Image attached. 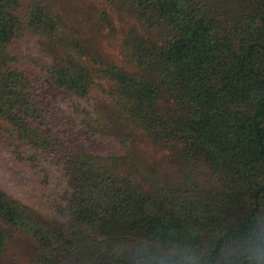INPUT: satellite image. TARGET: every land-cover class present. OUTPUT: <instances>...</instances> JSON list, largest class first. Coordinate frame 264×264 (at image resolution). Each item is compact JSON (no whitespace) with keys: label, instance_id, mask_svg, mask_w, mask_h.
Here are the masks:
<instances>
[{"label":"trees","instance_id":"16d2710c","mask_svg":"<svg viewBox=\"0 0 264 264\" xmlns=\"http://www.w3.org/2000/svg\"><path fill=\"white\" fill-rule=\"evenodd\" d=\"M78 1L83 20L0 0V149L65 185L61 220L0 186V264H23L13 245L26 264H123L111 246L128 237L237 231L264 209V0ZM118 19L121 64L90 40Z\"/></svg>","mask_w":264,"mask_h":264},{"label":"clouds","instance_id":"9594fccd","mask_svg":"<svg viewBox=\"0 0 264 264\" xmlns=\"http://www.w3.org/2000/svg\"><path fill=\"white\" fill-rule=\"evenodd\" d=\"M111 254L123 264H264V209L252 212L237 231L205 242L138 235L116 241Z\"/></svg>","mask_w":264,"mask_h":264},{"label":"rangeland","instance_id":"374dc122","mask_svg":"<svg viewBox=\"0 0 264 264\" xmlns=\"http://www.w3.org/2000/svg\"><path fill=\"white\" fill-rule=\"evenodd\" d=\"M78 2V0H53L56 10L75 11L77 9L78 18L83 20L84 12L81 9L82 5ZM126 24H128V22L124 19H118L115 22L116 31L113 33L108 34L106 30H97L96 35L94 33L90 35V40L94 48H96L100 54L104 55L106 58H108V60L115 64L122 63L120 43L122 31ZM19 45L24 52L34 53L37 50L36 45L30 38L22 39ZM94 95H97V91L94 92ZM60 104L62 107L66 108L67 112H70V109L65 103L60 102ZM140 147L143 157H146L147 160H158L165 154V150L162 148L153 150L150 147L142 145L141 143ZM9 153L10 152H3L0 149V186L12 197L30 206L42 215L61 220L52 213V205L50 204V198L55 197V190L57 191L65 186L63 181L59 180V176L57 175L58 171L52 168L54 172V180L49 186L43 187L42 185H39L23 168L15 165L13 167L10 166L7 163ZM17 249L14 248L13 245L9 251V254L16 252L21 263L26 264L27 251L25 249L22 251L21 248Z\"/></svg>","mask_w":264,"mask_h":264}]
</instances>
